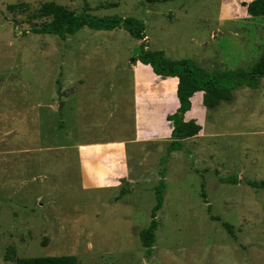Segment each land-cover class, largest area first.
I'll return each instance as SVG.
<instances>
[{"label": "rangeland", "instance_id": "374dc122", "mask_svg": "<svg viewBox=\"0 0 264 264\" xmlns=\"http://www.w3.org/2000/svg\"><path fill=\"white\" fill-rule=\"evenodd\" d=\"M47 1L135 17L146 38L122 28L85 27L65 39L35 34ZM230 1L0 0V264L62 255L79 264H264V188L246 183L264 180V78L209 110L203 136L182 150L134 144L132 64L141 44L168 59H194L210 73L248 69L264 55V17H251L242 0L224 4ZM174 86L169 80V98ZM199 95L189 115L198 114ZM138 122L143 134L141 111ZM113 144L125 147L129 179L85 187L83 163L101 165L104 157L97 147L80 155V147ZM162 178L148 253L140 231L151 222Z\"/></svg>", "mask_w": 264, "mask_h": 264}, {"label": "trees", "instance_id": "16d2710c", "mask_svg": "<svg viewBox=\"0 0 264 264\" xmlns=\"http://www.w3.org/2000/svg\"><path fill=\"white\" fill-rule=\"evenodd\" d=\"M251 17H264V0H253L247 5ZM40 15L45 19L32 32L41 35H57L63 39L73 36L81 29L88 27L96 31H113L118 28L126 30L133 38L144 40L145 26L135 17L119 15L98 16L87 11L76 13L68 6L55 1H47L40 8ZM138 61L150 65L155 74L161 77H178L177 97L180 106L177 111L167 116L173 124L171 141L167 153L184 148V140L194 137L202 126L194 119L186 121L184 114L191 109V97L198 91L204 92L203 103L207 110L218 107L223 101L234 99V93L240 87L257 88L264 78V55L248 69L219 70L208 72L199 66L194 59H168L163 50H149L148 44H141ZM201 93V92H200ZM223 182L238 184L236 177H227ZM246 183L256 189L264 188V180H248ZM165 179L162 178L156 187V205L152 209V219L148 227L140 231L141 242L150 253L156 241L159 227L157 213L164 203ZM224 227L233 234V225L223 222ZM16 264H79L75 255L40 256L19 259Z\"/></svg>", "mask_w": 264, "mask_h": 264}, {"label": "crops", "instance_id": "0c3cea01", "mask_svg": "<svg viewBox=\"0 0 264 264\" xmlns=\"http://www.w3.org/2000/svg\"><path fill=\"white\" fill-rule=\"evenodd\" d=\"M236 0H231L230 2H225V5L232 4ZM253 0H242V4L246 5L245 10L247 12V5ZM165 53V50H164ZM132 72L134 78V84L136 88V95L134 99L135 104V115H136V131L134 144L141 145L144 142H163L169 145L171 141V134L173 130V124L171 121L167 120L169 114H173L177 111L180 102L177 97V87L179 79L178 77H161L155 74L150 65H145L140 61L132 64ZM140 72L147 74V80L143 81L140 78ZM174 80L175 86L172 97H168V81ZM197 98V108L198 114L189 115L194 107V98L197 94H200ZM204 92L198 91L191 97V109L184 114L186 121L191 119L196 120L201 126L202 130L198 135L187 138L190 140L192 138L203 136L205 129L204 124L207 119V108L203 103ZM169 109V110H168ZM142 112L145 117V131L140 134L139 128V112ZM185 146V143H184ZM97 147L98 153L102 155L103 160L101 165H97V162L92 163L91 161L86 165H82V182L87 188H103L108 186H114L121 182V180L126 178L129 172V168L126 165L127 154L124 151L125 147L122 145H86L80 147V155H83L87 148ZM168 147V146H167ZM112 149V150H111ZM97 152V151H95ZM106 155H103L105 154ZM114 162L115 167H118V171H113L110 164Z\"/></svg>", "mask_w": 264, "mask_h": 264}]
</instances>
